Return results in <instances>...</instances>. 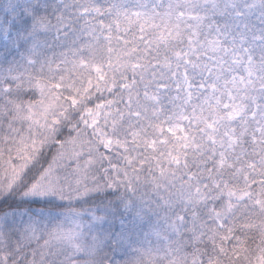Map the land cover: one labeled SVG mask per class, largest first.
Wrapping results in <instances>:
<instances>
[{
  "label": "snow or ice",
  "instance_id": "1",
  "mask_svg": "<svg viewBox=\"0 0 264 264\" xmlns=\"http://www.w3.org/2000/svg\"><path fill=\"white\" fill-rule=\"evenodd\" d=\"M0 264H264V0H0Z\"/></svg>",
  "mask_w": 264,
  "mask_h": 264
}]
</instances>
